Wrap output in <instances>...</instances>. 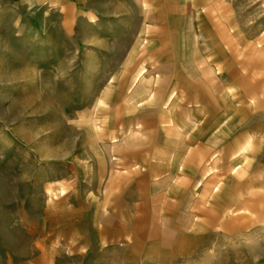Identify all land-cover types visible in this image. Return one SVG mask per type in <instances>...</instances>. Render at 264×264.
<instances>
[{
    "label": "rangeland",
    "instance_id": "374dc122",
    "mask_svg": "<svg viewBox=\"0 0 264 264\" xmlns=\"http://www.w3.org/2000/svg\"><path fill=\"white\" fill-rule=\"evenodd\" d=\"M194 3L181 0L178 21L124 27L106 13L78 22L76 0L0 2V264H264V0H206L200 23L191 21ZM126 28L164 34L126 39L118 33ZM200 31L223 47L216 72L240 95L241 131L254 138L247 165L228 168L220 194H194L187 227L157 228V245L138 248V257L83 245L75 191L93 173H117L124 150L113 148L134 126H157L155 107L132 106L127 78L160 47L168 95Z\"/></svg>",
    "mask_w": 264,
    "mask_h": 264
},
{
    "label": "crops",
    "instance_id": "0c3cea01",
    "mask_svg": "<svg viewBox=\"0 0 264 264\" xmlns=\"http://www.w3.org/2000/svg\"><path fill=\"white\" fill-rule=\"evenodd\" d=\"M202 4L204 1L195 0L192 22H201ZM180 7L181 0H76L78 22L95 24L106 13L109 17L121 16L123 19L118 21L124 22V27L126 23L170 21L165 15L178 21ZM132 8L138 9L134 13ZM118 33L126 39H158L164 34L162 30L133 32L128 28ZM197 33H193L195 56L189 65L178 64L168 95L161 94L167 61L160 47L152 63L140 61L134 66V78H127L132 106L155 107L157 126H134L126 141L113 148L124 150L115 155L117 173H93L81 187L77 186L75 194H81L77 201L83 204V245L115 248L117 253L138 257V248L157 245V228L167 225V230H173L181 223L187 227L194 194H220L218 187L228 182L224 177L228 168L247 165L238 152L248 141H252L253 148L254 138L250 140L241 131L243 107L236 100L240 95L232 93L226 82L221 84L216 72L220 64L215 61L221 60L223 47L212 42L210 32ZM141 71L144 73L137 78ZM148 72L152 74L149 78ZM165 116L169 118L166 126ZM213 179H220L215 189ZM100 214L101 219L97 217ZM153 251L144 254L152 255Z\"/></svg>",
    "mask_w": 264,
    "mask_h": 264
},
{
    "label": "bare ground",
    "instance_id": "6f19581e",
    "mask_svg": "<svg viewBox=\"0 0 264 264\" xmlns=\"http://www.w3.org/2000/svg\"><path fill=\"white\" fill-rule=\"evenodd\" d=\"M201 1H206V0H201ZM144 73V71H141L140 73H139V75L137 76V78L138 77H140V75H142ZM251 142L252 141H248L246 144H244V146L239 150V152H238V157L239 158H242V159H244V160H246V155H247V153L249 152V151H251ZM239 162V161H238ZM245 162L246 161H244V163L243 164H245ZM237 169H238V167H233V172H236L237 171ZM217 207H218V209H220V211H222L224 208H226L224 205H223V203H217Z\"/></svg>",
    "mask_w": 264,
    "mask_h": 264
}]
</instances>
